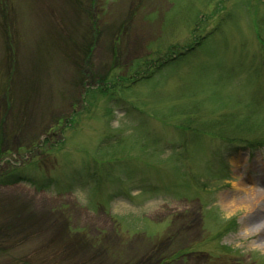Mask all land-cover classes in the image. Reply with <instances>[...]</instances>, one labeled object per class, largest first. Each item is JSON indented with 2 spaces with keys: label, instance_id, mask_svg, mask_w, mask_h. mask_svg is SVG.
<instances>
[{
  "label": "rangeland",
  "instance_id": "1",
  "mask_svg": "<svg viewBox=\"0 0 264 264\" xmlns=\"http://www.w3.org/2000/svg\"><path fill=\"white\" fill-rule=\"evenodd\" d=\"M259 139L264 0H0V264H264Z\"/></svg>",
  "mask_w": 264,
  "mask_h": 264
},
{
  "label": "trees",
  "instance_id": "2",
  "mask_svg": "<svg viewBox=\"0 0 264 264\" xmlns=\"http://www.w3.org/2000/svg\"><path fill=\"white\" fill-rule=\"evenodd\" d=\"M203 39V38H202ZM200 43L196 42L194 45H198ZM189 49H192V47H189ZM179 55H183L182 53H180ZM166 62H161V64L159 65V67L163 66ZM238 142H249L252 141L250 138L248 137H241V139H237ZM236 140V141H237ZM253 142H259L257 145H261L264 144V139H259V140H254ZM44 143L48 145L49 143V139L46 138L44 140ZM40 147V145H33V150L37 147ZM2 153V152H1ZM4 154H0V158H2ZM19 183H28L31 184L32 186H34L36 189L38 190H43V189H47V187H49L50 185H52V181L50 182H46V183H38L36 182L34 179L28 177V176H22L20 173H18L17 171H14V169L10 168L9 170H5L3 172H1L0 174V186H8V185H15V184H19Z\"/></svg>",
  "mask_w": 264,
  "mask_h": 264
}]
</instances>
